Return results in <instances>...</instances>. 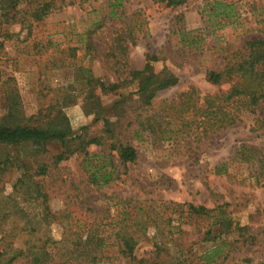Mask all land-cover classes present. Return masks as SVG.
Wrapping results in <instances>:
<instances>
[{
	"label": "trees",
	"instance_id": "trees-1",
	"mask_svg": "<svg viewBox=\"0 0 264 264\" xmlns=\"http://www.w3.org/2000/svg\"><path fill=\"white\" fill-rule=\"evenodd\" d=\"M64 1L0 0V64L10 59L15 61L22 54L33 55L45 67L74 66V80L86 88L92 101L115 93L128 84L126 80L104 84L90 70L74 65L82 59L78 49L65 50L32 38L35 26L61 9ZM157 1L172 8L185 3V0ZM115 17L111 11L109 18L117 20ZM13 26L19 27L17 33L10 30ZM113 34L103 55V66L107 72L117 74L118 68L126 67L129 45L134 46L135 39L130 31L117 30ZM7 46L17 53L16 57L8 58ZM82 48L91 51L87 42ZM245 51L243 57L228 60L222 69L206 73L209 84H228L226 91L198 96L191 90L152 115L147 111L151 110L156 94L176 86L178 79L165 67L155 73L153 67L159 58L147 52L142 69L127 72L129 84L136 83L137 107L145 115L143 120H139V115L136 117L140 132L148 131L154 141H165L166 128L178 124L180 134L206 139L235 126L244 115L257 114L256 122L260 128L264 127V41L247 42ZM14 82L12 78L0 80V148L5 152L0 156V264H114L112 261L115 264H231L237 244H254V235L248 227L233 226L228 220V213L223 211L227 204L212 209L172 204L168 216L151 207L144 214L142 209L131 225H122L114 230L112 237H104L102 229L104 221L109 220V211L94 207L103 196L99 191L119 179L117 166L133 164L138 158L137 151L130 145L115 142L108 122H105V133L109 136L106 139L90 137L81 131L74 133L56 105L46 107L45 119L41 118V111L23 117ZM171 135L168 140L184 141L179 133ZM51 143L59 145L58 154H50L47 146ZM91 147L100 151L90 152ZM71 159L77 162L75 174L60 166ZM232 161L246 166L257 184L264 181L261 151L241 145ZM14 175L17 177L11 184V192L4 195L5 185L11 183ZM54 198H60L61 210L52 209ZM175 210H181L177 219L172 218ZM173 222L177 223L178 237L167 239L163 236L165 227L170 229ZM53 224L62 229L59 240L50 233ZM150 228L155 232L152 249L137 258L135 249L142 239L138 235L146 236ZM189 231L194 232L196 241L211 246L200 255H192L181 238ZM235 234L236 239L231 237ZM171 246L173 251L169 249ZM108 248H116L111 252L113 256Z\"/></svg>",
	"mask_w": 264,
	"mask_h": 264
},
{
	"label": "rangeland",
	"instance_id": "rangeland-1",
	"mask_svg": "<svg viewBox=\"0 0 264 264\" xmlns=\"http://www.w3.org/2000/svg\"><path fill=\"white\" fill-rule=\"evenodd\" d=\"M57 4L61 5L60 1ZM111 11L117 20L109 18ZM10 30L17 33L19 27L13 26ZM117 30L132 32L135 44L129 45L126 67L118 68L115 74L104 69L103 55ZM32 38L65 50L78 49L82 59L74 65L90 70L104 84L124 80L128 83L115 93L92 101L86 88L74 80V66L45 67L37 57L27 54L0 64V80L15 81L23 117L29 118L41 111L43 119L46 107L56 105L74 133L81 131L90 137L106 139L109 136L105 133V122H108L115 142L130 145L137 151L138 158L133 164L117 166L119 179L99 191L103 196L94 207L109 211V220L104 221L102 229L104 237H112L122 225H131L142 209L144 214L151 207L160 215L168 216L172 204L208 209L227 204L223 211L228 213V220L233 226L248 227L255 238L252 246L236 245L231 264H264V181L257 184L246 166L232 161L241 145L264 153V127L260 128L256 122L259 115H244L235 126L206 139L180 134L178 124L173 128L168 126L165 137L169 139L171 133H179L184 141H154L148 131L140 132L136 123L138 115L139 120L145 115L136 104V83L129 84L127 77L129 69H142L144 56L149 52L159 58L153 67L155 73L165 67L178 79L176 86L156 94L148 115L159 113L164 104L178 101L191 90L198 96L226 91L228 84L213 86L206 81V73L222 69L228 60L243 57L247 42L264 41V0H185L175 8L157 0H66L61 9L35 26ZM86 42L91 46L89 52L82 48ZM6 48L8 58L17 56L15 51ZM47 149L56 155L59 145L51 143ZM89 150L100 151L96 147ZM4 154L0 148V156ZM223 164L226 166L221 167ZM60 166L74 174L77 171L74 159ZM16 177L5 185L4 195L11 192ZM168 203L167 208L162 206ZM51 207L54 211L61 210L60 198L52 199ZM180 212L175 210L172 218L177 219ZM172 226L165 227L163 236L167 239L178 237L177 223L173 222ZM50 233L59 240L62 229L53 224ZM154 233L150 228L146 236L138 235L142 239L135 249L137 258L152 249ZM231 237L236 239V234ZM181 238L194 256L211 246L196 241L194 232L189 231ZM169 249L174 250L173 246ZM108 250L113 256L111 252L116 248Z\"/></svg>",
	"mask_w": 264,
	"mask_h": 264
}]
</instances>
